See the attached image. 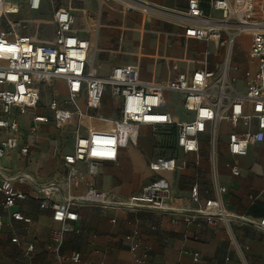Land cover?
I'll list each match as a JSON object with an SVG mask.
<instances>
[{
    "label": "built area",
    "instance_id": "1",
    "mask_svg": "<svg viewBox=\"0 0 264 264\" xmlns=\"http://www.w3.org/2000/svg\"><path fill=\"white\" fill-rule=\"evenodd\" d=\"M45 1L52 4L55 36L51 45L38 43L6 24V0H0V207L12 221L22 224L27 235L33 219L16 208L28 200H37L40 209L50 210L52 219L61 225L59 231L52 232L55 241L52 264L68 261L93 264L79 253L68 257L61 252L64 235L76 230L80 208L134 214L170 210L168 205L173 196L164 179L129 197L100 191L92 183L83 194L73 192L86 176H98L102 163L116 161L119 150L136 146L142 126L152 129L156 145L165 141L173 151L172 155L163 153L149 162V170L158 175L177 169L176 151L199 156L203 144L207 145L208 159L216 174L217 152L224 135L231 158L246 157L251 144L264 143V21L256 17L258 0H208V11L198 0H191L188 10L174 19L197 40L213 41L223 48L222 62L214 70H177L168 82H149L141 80L139 66L118 65L107 76L95 75L91 68L94 31L91 30L89 39L81 38L74 27L75 15L52 0H27L26 6L31 12H39ZM142 6L149 17L160 12L151 4ZM27 27L23 25L24 29ZM242 33H249L252 40L246 61L238 65L234 63V45ZM42 85L49 87V92L45 90L47 87L41 90ZM169 93L182 96L173 106L181 107L184 119L168 109ZM105 97L114 103L112 117L95 113ZM29 111L33 113L29 115ZM25 117H29L26 125L22 122ZM224 124L227 130H223ZM40 140L51 142L48 153L61 167V172L52 179L40 183L24 167L14 173L11 166L4 164L12 156L17 161H31L34 150L41 148ZM68 142L71 148L66 146ZM79 164L86 169H79ZM225 167L233 176H240L233 161H227ZM25 185L31 188L30 192L23 188ZM213 185L216 193L204 204H200L199 187L195 185L190 201L199 206L172 211L184 215L187 223L195 217L229 224L221 198L227 190L216 179ZM240 219L264 231V218L258 222L243 216ZM5 224L0 213V235ZM137 235L134 229L125 240L134 254L133 263L149 264L150 246L144 245ZM10 243L28 258L36 250L34 243L23 241L18 235ZM240 251L244 254L243 249ZM190 255L194 264H204L199 253Z\"/></svg>",
    "mask_w": 264,
    "mask_h": 264
},
{
    "label": "crops",
    "instance_id": "2",
    "mask_svg": "<svg viewBox=\"0 0 264 264\" xmlns=\"http://www.w3.org/2000/svg\"><path fill=\"white\" fill-rule=\"evenodd\" d=\"M75 1L78 3L76 6ZM141 1L157 7L160 12L142 18L139 14L127 13L115 3H110V9L103 8V4L97 0L53 3L67 8L75 15L74 27L81 38L89 39L91 30L94 31L91 68L97 76H107L118 65L139 66L141 80L163 83L173 79L177 70H214L222 62L223 48L213 41L197 40L190 30H186L174 19V16H180L188 10L191 0ZM198 1L208 11V0ZM26 4L27 0H15L14 12L19 17L9 18L5 11V23L13 25L17 33L31 36L38 43L53 44L55 27L51 18V1H45L39 12H31ZM44 5L50 8L49 18L31 17L42 13ZM103 12L105 19L102 17ZM213 15L219 16V13ZM24 24H27V29L23 28ZM246 58L239 59L234 54V63L241 65ZM107 99L111 101L109 97ZM167 99L168 109L177 118L184 119L181 107L173 106L174 102L182 100V96L169 93ZM111 103L114 111V103ZM106 108L103 102L95 113L104 116L102 112H106ZM177 108L181 109L180 113H177ZM24 119L22 122L26 125L29 118ZM224 126L227 127L226 124ZM142 133L148 140L146 144L141 140ZM45 141L40 140V144L44 145ZM226 142L227 136L224 135L217 152L216 174L208 159V152L204 151L207 145L203 144L199 156L176 151L177 169L158 175L149 170V162L163 153L172 155L173 151L165 141L156 145L152 129L142 126L136 146L119 150L116 161L102 163L99 175L95 178L86 176L73 192L83 194L89 183H92L100 191H113L121 197H129L139 193L144 186L164 179L170 185L173 196V201L168 205L170 210L134 214L93 207L80 208L76 230L64 235L61 252L68 257L79 253L84 260L93 264H134V254L128 249L125 240L136 229L143 244L150 246L149 264H194L190 255L193 252L201 255L204 264H231L235 244L243 249L244 254H248L251 264H264V231L240 219L243 216L258 222L264 218V143L251 144L246 157L231 158L227 153ZM48 152L42 156L41 165H38L34 154L31 161H17L12 156L4 164L11 166L14 173L24 167L40 183L47 182L61 172L60 164ZM229 160L239 167L240 176H233L225 167ZM78 168L86 169L84 164H79ZM215 179L219 186L227 190L221 198L229 216V224L219 220L208 222L195 217L187 223L184 215L172 211L181 208L192 210L199 206L190 201L191 190L195 185L199 187L200 204H204L210 195L216 193L213 185ZM23 188L31 191L27 185ZM16 209L32 217L33 224L26 235L22 224L12 221L0 207L6 223L0 235V255L3 260H10L13 252L23 254L17 245L10 243V239L18 235L21 240L27 239L35 244L36 250L30 258V264H52L55 246L52 232L59 231L61 225L52 219L50 210L40 209L35 199L26 201ZM112 219H116V224L111 222ZM66 264L74 263L68 261Z\"/></svg>",
    "mask_w": 264,
    "mask_h": 264
},
{
    "label": "rangeland",
    "instance_id": "3",
    "mask_svg": "<svg viewBox=\"0 0 264 264\" xmlns=\"http://www.w3.org/2000/svg\"><path fill=\"white\" fill-rule=\"evenodd\" d=\"M14 1L15 0H8V3L5 4L6 6V10L7 11V15L9 18H17L19 17L18 14H16L14 12ZM55 4H60L61 2H69V0H53ZM98 3L101 2L103 5V8H112V6H110V3H115V4H119L121 6V8L126 11L127 13H136L139 14L142 18H146L148 16V14H146L145 12H143V4L144 2H142L141 0H97ZM78 3L75 1L74 5L76 6ZM264 0H258L257 3V14L256 17L258 20L260 21H264ZM128 6L131 7L130 10H127ZM121 9V10H122ZM42 13L40 14H34L31 17H37L39 19H46L49 18V13H50V8L47 7L46 5H44L43 9H42ZM151 16H154V14H151ZM103 19H105V12H103L102 15ZM262 31L264 32V28H262ZM251 40H252V36L249 33H242L235 41V47H234V54L235 56H237L239 59L241 58H245L247 56V52L248 49L251 45ZM222 54V52L220 53ZM47 86L42 85L41 86V90L45 89ZM46 91L49 92V87H47L45 89ZM64 97H61V100ZM106 104V109L105 111L108 113L106 114V112H102L104 116H113L114 111H113V107H112V103L111 101L108 99L107 101H105ZM46 105V103H45ZM170 106V105H169ZM41 111V110H39ZM181 109L177 108V113H180ZM33 113V111H29V115H31ZM43 113H47L46 111H43ZM27 120V118L29 117H25ZM227 127L223 125V130H227ZM164 137H167L166 135H162ZM142 142L143 144H146L147 138L145 137V135H143L142 133ZM53 141V139H52ZM50 144L51 142L47 141L44 145H41V148L39 150H34V157L36 158V160H38V165H41V162L43 160L42 156L47 155L48 150H50ZM69 142L66 143V146L68 145L69 147ZM71 148V147H69ZM204 151L208 152V148L204 147ZM47 151V152H46ZM50 175H52V171L50 173ZM246 255V256H245ZM242 254V252L240 251V248L235 244L233 247V257H232V262L231 264H251L250 261L248 260V254ZM32 258V257H31ZM30 258L24 256L23 254H16V253H11L10 255V260H3V257L0 255V264H30Z\"/></svg>",
    "mask_w": 264,
    "mask_h": 264
},
{
    "label": "trees",
    "instance_id": "4",
    "mask_svg": "<svg viewBox=\"0 0 264 264\" xmlns=\"http://www.w3.org/2000/svg\"><path fill=\"white\" fill-rule=\"evenodd\" d=\"M210 69H212V67H210ZM108 99H107V97H105L104 99H103V102L105 103V101H107ZM175 134V130L173 131V135Z\"/></svg>",
    "mask_w": 264,
    "mask_h": 264
}]
</instances>
